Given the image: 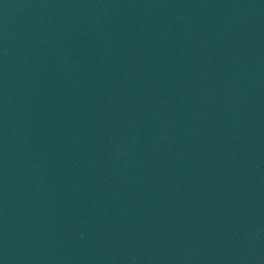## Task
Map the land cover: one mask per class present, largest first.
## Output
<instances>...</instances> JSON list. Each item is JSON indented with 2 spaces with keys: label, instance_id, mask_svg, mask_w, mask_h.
I'll return each mask as SVG.
<instances>
[{
  "label": "water",
  "instance_id": "95a60500",
  "mask_svg": "<svg viewBox=\"0 0 264 264\" xmlns=\"http://www.w3.org/2000/svg\"><path fill=\"white\" fill-rule=\"evenodd\" d=\"M0 264H264V0H0Z\"/></svg>",
  "mask_w": 264,
  "mask_h": 264
}]
</instances>
